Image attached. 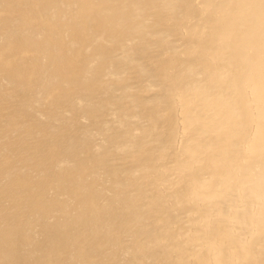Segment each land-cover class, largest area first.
Returning a JSON list of instances; mask_svg holds the SVG:
<instances>
[{
    "label": "bare ground",
    "instance_id": "bare-ground-1",
    "mask_svg": "<svg viewBox=\"0 0 264 264\" xmlns=\"http://www.w3.org/2000/svg\"><path fill=\"white\" fill-rule=\"evenodd\" d=\"M0 264H264V0H0Z\"/></svg>",
    "mask_w": 264,
    "mask_h": 264
}]
</instances>
